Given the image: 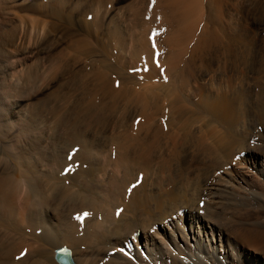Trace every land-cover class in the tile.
<instances>
[{"label":"bare ground","instance_id":"6f19581e","mask_svg":"<svg viewBox=\"0 0 264 264\" xmlns=\"http://www.w3.org/2000/svg\"><path fill=\"white\" fill-rule=\"evenodd\" d=\"M63 250L264 264V0H0V264Z\"/></svg>","mask_w":264,"mask_h":264},{"label":"snow or ice","instance_id":"6c2138e0","mask_svg":"<svg viewBox=\"0 0 264 264\" xmlns=\"http://www.w3.org/2000/svg\"><path fill=\"white\" fill-rule=\"evenodd\" d=\"M152 3H155V0H152ZM88 19L91 20L92 17L89 16ZM155 35H158V33H155L154 32L153 33V36H155ZM149 39H152V37H149ZM153 46L155 47V45H153ZM143 70L144 71H147L148 69L145 68ZM130 71H138V69H131ZM117 86H119V82H117ZM137 123H139V119L137 120ZM74 152H75V150H74ZM71 159H73V154H69V160H71ZM66 171H67V169H66ZM139 183H140V179H138L136 183H134L133 185H131V187L129 188V191L131 192L133 189H135L139 185ZM89 215H90V213H87L86 212V213H83V215L76 216L75 219L82 221L85 217H87ZM117 215H119V212H117ZM25 255H26V250L25 251H22L20 253V255L17 257V260L21 259Z\"/></svg>","mask_w":264,"mask_h":264},{"label":"water","instance_id":"95a60500","mask_svg":"<svg viewBox=\"0 0 264 264\" xmlns=\"http://www.w3.org/2000/svg\"><path fill=\"white\" fill-rule=\"evenodd\" d=\"M58 260L63 264H70V261L68 260V253L66 250L60 252V254L58 255Z\"/></svg>","mask_w":264,"mask_h":264},{"label":"rangeland","instance_id":"374dc122","mask_svg":"<svg viewBox=\"0 0 264 264\" xmlns=\"http://www.w3.org/2000/svg\"><path fill=\"white\" fill-rule=\"evenodd\" d=\"M262 230H263V228H262Z\"/></svg>","mask_w":264,"mask_h":264}]
</instances>
